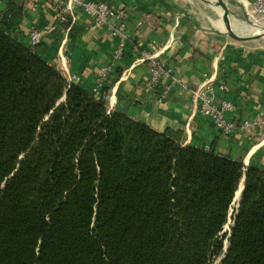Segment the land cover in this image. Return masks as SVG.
Returning a JSON list of instances; mask_svg holds the SVG:
<instances>
[{"label": "trees", "instance_id": "1", "mask_svg": "<svg viewBox=\"0 0 264 264\" xmlns=\"http://www.w3.org/2000/svg\"><path fill=\"white\" fill-rule=\"evenodd\" d=\"M22 14L0 17V264H264V170L108 112Z\"/></svg>", "mask_w": 264, "mask_h": 264}, {"label": "crops", "instance_id": "2", "mask_svg": "<svg viewBox=\"0 0 264 264\" xmlns=\"http://www.w3.org/2000/svg\"><path fill=\"white\" fill-rule=\"evenodd\" d=\"M8 1L0 0V17ZM13 1L23 8L21 41L29 45V33L40 32L44 60L62 73L77 74L84 90L92 93L102 70L109 69L104 85L108 112L119 111L160 133H179L183 146L212 148L245 169L264 170L257 129L224 134L197 111L188 91L173 83L179 79L195 89L208 79L225 82L228 91L217 92V98L234 105L227 118L235 122L264 112V33H258L264 28L245 36L236 33L248 25L241 0H91L126 11L130 38L118 60L113 58L116 36L95 27L79 10L70 33L57 23L53 0ZM148 54L158 55L171 75L156 90L144 93L148 62L143 59ZM167 87V97L157 102L158 93Z\"/></svg>", "mask_w": 264, "mask_h": 264}, {"label": "built area", "instance_id": "3", "mask_svg": "<svg viewBox=\"0 0 264 264\" xmlns=\"http://www.w3.org/2000/svg\"><path fill=\"white\" fill-rule=\"evenodd\" d=\"M53 1L52 10L55 19L58 24L65 25L66 32L70 31L75 22L74 13L79 10L92 21L95 27L111 30L117 38L113 58L118 60L121 57L123 49L130 38L129 30L125 24L127 14L124 9L91 0ZM241 2L248 16L255 19V21L264 19V0H255L252 3L241 0ZM28 39L29 46L32 47L41 42V34L36 30H32ZM143 60L148 62V75L143 82V92L150 93L160 86L164 77L171 75V70L156 54H148ZM108 71L107 68L103 69L102 74L96 79L92 90L94 95L98 96L104 89ZM63 75L69 83L75 84L80 81V77L75 73H63ZM173 83L183 86L188 91L189 99L195 105L197 111L224 134L231 135L257 129L261 138L258 145L260 150L264 151V112L258 113L253 119L240 122L229 120L227 117L229 113L235 110L234 105L225 99L218 101L217 98V92L224 93L228 91L225 82L215 83L212 79H208L195 89L183 85L179 79H174ZM168 92V87L161 90L157 95V102H162L167 97Z\"/></svg>", "mask_w": 264, "mask_h": 264}, {"label": "rangeland", "instance_id": "4", "mask_svg": "<svg viewBox=\"0 0 264 264\" xmlns=\"http://www.w3.org/2000/svg\"><path fill=\"white\" fill-rule=\"evenodd\" d=\"M245 20H246L245 22L248 24V25H246L245 27H247V29H250V30L256 29V27H254V26H258V28L261 27V26H264V19L259 20V21H255V19L251 18L250 16H248V15L246 14V15H245ZM258 30H259V29H258ZM247 33H250V32H247ZM65 78H66V77H65ZM66 81L68 82L67 78H66ZM236 206H237V203L234 202V203L232 204V207L230 208L229 217H228V222H227V224L225 225L223 232L229 231L230 224H231V218H230V215H231V213H232V211H233V208L236 207ZM226 246H227V241L225 240V241H224V248H226ZM215 264H217V263H215Z\"/></svg>", "mask_w": 264, "mask_h": 264}, {"label": "water", "instance_id": "5", "mask_svg": "<svg viewBox=\"0 0 264 264\" xmlns=\"http://www.w3.org/2000/svg\"><path fill=\"white\" fill-rule=\"evenodd\" d=\"M258 33H259V34H261V33L263 34V33H264V29L261 30V31H259ZM230 37H232V38L238 40V38L234 37L232 34H230ZM240 183H242V188H239V187H240V184H239L238 189H237V191L235 192L234 198H233V200H232V204H233L234 202H236L237 204L239 203V198H240L241 192H242V190H243L244 178H242V180H241ZM237 192H238V194H236ZM230 218H231V215H230ZM225 250H226V249H225Z\"/></svg>", "mask_w": 264, "mask_h": 264}, {"label": "bare ground", "instance_id": "6", "mask_svg": "<svg viewBox=\"0 0 264 264\" xmlns=\"http://www.w3.org/2000/svg\"><path fill=\"white\" fill-rule=\"evenodd\" d=\"M254 27H256V29H253V30L247 29V27L237 28L236 33L238 35L245 36V35H249V33H247V32H253V31H257L258 29L264 28V26H261L259 28H258V26H254ZM239 188H242V183H240ZM236 194H238V192Z\"/></svg>", "mask_w": 264, "mask_h": 264}]
</instances>
